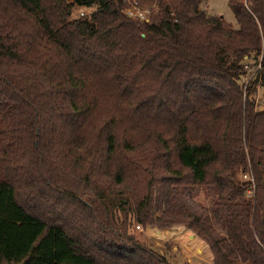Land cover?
Here are the masks:
<instances>
[{"label":"trees","instance_id":"1","mask_svg":"<svg viewBox=\"0 0 264 264\" xmlns=\"http://www.w3.org/2000/svg\"><path fill=\"white\" fill-rule=\"evenodd\" d=\"M201 1L0 0V264H170L136 225L264 264V0Z\"/></svg>","mask_w":264,"mask_h":264},{"label":"rangeland","instance_id":"2","mask_svg":"<svg viewBox=\"0 0 264 264\" xmlns=\"http://www.w3.org/2000/svg\"><path fill=\"white\" fill-rule=\"evenodd\" d=\"M199 8L210 15L221 17L231 28H238L236 19L228 7V0H203ZM74 14L76 15L77 11ZM257 101H259L258 108L264 110V88L258 89ZM242 176L240 179L246 181L247 177ZM177 201L180 205L194 210L203 208L208 210L211 207L205 191L199 189L192 192L180 189ZM135 227L133 233L136 240L155 253L164 256L170 264H213L212 255L205 242L184 226L176 225L167 229H158L152 225H140V230H136ZM216 238L220 240L232 260L237 263L243 262L241 255L226 236L224 226L216 227Z\"/></svg>","mask_w":264,"mask_h":264},{"label":"built area","instance_id":"3","mask_svg":"<svg viewBox=\"0 0 264 264\" xmlns=\"http://www.w3.org/2000/svg\"><path fill=\"white\" fill-rule=\"evenodd\" d=\"M125 14L133 19H136L142 23L151 24V11L148 8H141L136 3H134L130 8L126 9ZM83 15V14H81ZM245 68L249 70V78H255L256 76H260L263 70V54H261L259 60L254 64H247ZM242 177H247L243 175ZM136 230H140V225H137Z\"/></svg>","mask_w":264,"mask_h":264}]
</instances>
